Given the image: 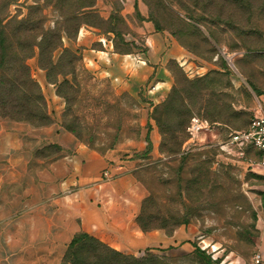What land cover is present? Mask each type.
<instances>
[{"label":"rangeland","instance_id":"374dc122","mask_svg":"<svg viewBox=\"0 0 264 264\" xmlns=\"http://www.w3.org/2000/svg\"><path fill=\"white\" fill-rule=\"evenodd\" d=\"M54 27L70 38L61 32L62 48L46 49L43 68L37 43L41 30ZM81 29L88 33L78 41ZM3 36L26 59L51 123L54 116L99 154L129 156L151 200L147 210L180 224L170 234L179 244L152 249L158 264H263L254 256L264 254V172L219 156L216 144L244 129L257 106L227 59L264 93V0H0V42ZM114 55L127 68L118 79L109 73ZM25 91L7 96L8 116L0 120L39 125ZM47 99L57 103L51 112ZM155 116L166 140L176 131L175 153L160 150ZM190 117L209 128L184 146L189 134L179 127ZM153 130L158 142L145 153Z\"/></svg>","mask_w":264,"mask_h":264},{"label":"crops","instance_id":"0c3cea01","mask_svg":"<svg viewBox=\"0 0 264 264\" xmlns=\"http://www.w3.org/2000/svg\"><path fill=\"white\" fill-rule=\"evenodd\" d=\"M86 33L81 29L78 41ZM103 48L112 51V43ZM112 62L109 73L118 79L127 68L120 55ZM91 64L99 67L93 60ZM238 78L250 88L240 74ZM256 100L252 117L264 114V93ZM47 103L50 112L57 104L49 99ZM52 120L44 127L0 120V264H42L41 259L58 264L79 233L133 257L175 246L176 235L142 232L136 223L146 192L133 177L135 161L129 156L120 159L117 151L99 154L63 129L54 116ZM149 138L156 145L154 130Z\"/></svg>","mask_w":264,"mask_h":264},{"label":"trees","instance_id":"16d2710c","mask_svg":"<svg viewBox=\"0 0 264 264\" xmlns=\"http://www.w3.org/2000/svg\"><path fill=\"white\" fill-rule=\"evenodd\" d=\"M228 1V0H225ZM25 21H22L21 24H24ZM2 29H4L2 25ZM63 32L68 38H70L69 30L67 29H59L54 27V29H45L41 30L40 40L37 43V49L39 52V63L43 68H46V65H43L45 62V51L48 47H51L52 50H57L62 48L60 41V34ZM7 37L2 38L0 42V74H4V76L0 77V116L6 117L8 116L7 108L9 104L7 99L11 93L15 91L26 93L25 88L28 91L32 92V101L27 99V106L31 108V112L33 113V117H37L40 121L39 125L34 127H44L51 124V119L48 117L46 111V105L43 99V96L40 92V88L35 80L32 78L28 66L25 64V60H20L17 57L16 48L13 44L7 43ZM69 51L66 48L62 49V55L68 53ZM73 57L74 54L70 53ZM61 55V56H62ZM247 84L253 89L257 96L260 93H257L256 90L247 82ZM168 101L163 103L162 107H165L168 104ZM158 111L157 109H155ZM45 112V113H44ZM163 115V112L159 114V116ZM190 117L186 126L180 125L187 129ZM159 117L155 116V122L157 123L161 142H160V150L168 151L170 153H175L178 149L179 144L177 142V137L175 136L174 129L173 131L168 133L169 139H165V133L161 130L162 124L159 122ZM16 122H26L13 120ZM29 123V122H27ZM31 124V123H29ZM32 125V124H31ZM33 126V125H32ZM247 127V126H246ZM245 127V128H246ZM180 130V129H179ZM70 132H74L73 129L69 130ZM68 131V132H69ZM69 132V133H70ZM167 134V133H166ZM80 141V140H79ZM81 142V141H80ZM145 153L151 150V142L149 138V134L145 137ZM112 148V147H111ZM151 202L150 198H145L142 201L141 209L136 217V223L142 232H151L153 230H164L165 233L169 236L170 234L180 226L178 223L169 224L167 219L163 218L159 213L149 212L147 210V204ZM161 223H156L160 221ZM196 250V249H195ZM198 251V250H197ZM153 250H147L143 256L139 257L140 259H136L133 256L124 255L119 251H116L104 243L100 242L96 238L89 236L85 233H79L75 235L66 247V251L63 255V263L61 264H158L157 257H154L151 253ZM210 263V260L206 262V264Z\"/></svg>","mask_w":264,"mask_h":264},{"label":"built area","instance_id":"2783aa9c","mask_svg":"<svg viewBox=\"0 0 264 264\" xmlns=\"http://www.w3.org/2000/svg\"><path fill=\"white\" fill-rule=\"evenodd\" d=\"M108 41L112 43L111 40H100L103 46ZM208 128L207 121L196 117L191 118L186 129L189 138L184 146L193 143L194 138ZM216 147L220 151L219 156L225 157L226 160L264 171V114L254 115L246 128L233 131L227 139L218 142ZM103 176L106 180L111 179L107 173H104ZM254 260L255 263H259L261 255L257 253Z\"/></svg>","mask_w":264,"mask_h":264},{"label":"water","instance_id":"95a60500","mask_svg":"<svg viewBox=\"0 0 264 264\" xmlns=\"http://www.w3.org/2000/svg\"><path fill=\"white\" fill-rule=\"evenodd\" d=\"M229 65L231 66V68L233 69V71L235 72V74L239 77V74L237 73L236 69L233 67V65H231L230 61L227 59Z\"/></svg>","mask_w":264,"mask_h":264}]
</instances>
